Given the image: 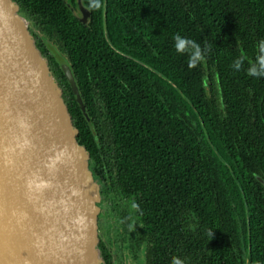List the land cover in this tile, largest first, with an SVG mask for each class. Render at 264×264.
I'll return each mask as SVG.
<instances>
[{
  "label": "trees",
  "instance_id": "trees-1",
  "mask_svg": "<svg viewBox=\"0 0 264 264\" xmlns=\"http://www.w3.org/2000/svg\"><path fill=\"white\" fill-rule=\"evenodd\" d=\"M13 1L39 30L102 200L139 206L146 264H264V77L246 74L264 0H103L85 25L63 0ZM176 35L211 50L189 69ZM41 36L68 60L98 145Z\"/></svg>",
  "mask_w": 264,
  "mask_h": 264
},
{
  "label": "water",
  "instance_id": "water-1",
  "mask_svg": "<svg viewBox=\"0 0 264 264\" xmlns=\"http://www.w3.org/2000/svg\"><path fill=\"white\" fill-rule=\"evenodd\" d=\"M77 8L85 25L89 13L80 0ZM29 28L13 0H0V264H102L100 185ZM41 40L98 145L68 60Z\"/></svg>",
  "mask_w": 264,
  "mask_h": 264
},
{
  "label": "flooded vegetation",
  "instance_id": "flooded-vegetation-1",
  "mask_svg": "<svg viewBox=\"0 0 264 264\" xmlns=\"http://www.w3.org/2000/svg\"><path fill=\"white\" fill-rule=\"evenodd\" d=\"M63 2L70 8L72 13L76 16V18L79 20L81 17V13L79 12L77 8V0H63ZM81 4L82 0H80ZM84 8H86L83 5ZM87 9V8H86ZM89 15L87 16V21L89 20L91 13L87 10ZM87 23V22H86ZM38 27V25H36ZM30 32L34 35L38 36V29L33 25V23H30ZM48 60V59H47ZM49 63V61H48ZM111 160V161H110ZM108 164L112 167L114 165V161L112 159V156H110L108 160ZM92 174L94 176V179L98 184H101V178L93 171L92 166L90 165ZM113 168V167H112ZM101 187V186H100ZM109 190V187H108ZM135 204V200L133 197H131V200L128 201L126 199H120L117 197H114V195H110V198L106 200H102V206H104L105 211L107 213L106 216L102 218V223L98 221V235H99V245L100 243H103L105 246L107 253L110 254L111 259L110 261L112 264H114V260L112 257V254L110 250L108 249V243H114V246L117 249V264H123V252L128 250L131 246V243L136 239V236H138L139 241H141L144 244L145 247V253L143 255L144 261L141 259L137 264H146V247H147V239L145 237V226L143 225V222L141 220L140 222V216L137 214V210L132 207V205ZM100 223V224H99ZM99 225L100 230L104 237L99 232ZM130 242L129 247L126 249H123V245H128ZM100 247V246H99ZM101 249V258H102V264H105L104 262V255L103 250ZM133 264V260H131Z\"/></svg>",
  "mask_w": 264,
  "mask_h": 264
},
{
  "label": "clouds",
  "instance_id": "clouds-1",
  "mask_svg": "<svg viewBox=\"0 0 264 264\" xmlns=\"http://www.w3.org/2000/svg\"><path fill=\"white\" fill-rule=\"evenodd\" d=\"M104 7L103 0H88L86 8L88 11H98ZM174 49L180 55L187 56L188 68H195L206 57L207 53L211 50V45L206 44L203 48L195 41L176 35L174 37ZM257 54L253 61L249 62V66L246 69V74L250 77L261 78L264 77V40H260L256 45ZM246 57L241 55L235 59L232 63V67L236 71H240L246 61ZM31 186V182H29ZM39 187V185L37 186ZM133 208L139 211V206L132 205ZM212 232L209 233L211 236ZM170 264H184V262L178 257H172Z\"/></svg>",
  "mask_w": 264,
  "mask_h": 264
},
{
  "label": "rangeland",
  "instance_id": "rangeland-1",
  "mask_svg": "<svg viewBox=\"0 0 264 264\" xmlns=\"http://www.w3.org/2000/svg\"><path fill=\"white\" fill-rule=\"evenodd\" d=\"M106 215H107V213L105 211L104 206H101V209L99 211L98 221H100V223H102V218L104 216H106ZM99 232L104 237V235L102 234V232L100 230V225H99ZM107 245L109 247L108 249L110 250L111 254L112 253L117 254V249L114 246V243H112V244L111 243H108ZM144 253H145L144 244L141 241H139L138 236H136V239L131 243L130 248L127 251L125 250L123 252V262L122 263L125 264V259L128 258L130 260V262H131V260H133V262L135 264H137V262H139L143 258Z\"/></svg>",
  "mask_w": 264,
  "mask_h": 264
}]
</instances>
